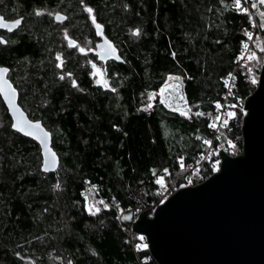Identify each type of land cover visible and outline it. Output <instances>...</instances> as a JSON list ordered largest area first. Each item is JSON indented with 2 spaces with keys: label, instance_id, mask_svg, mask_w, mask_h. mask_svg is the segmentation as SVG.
Wrapping results in <instances>:
<instances>
[{
  "label": "trees",
  "instance_id": "1",
  "mask_svg": "<svg viewBox=\"0 0 264 264\" xmlns=\"http://www.w3.org/2000/svg\"><path fill=\"white\" fill-rule=\"evenodd\" d=\"M231 2L2 0V14L11 13L4 15L7 19L24 21L13 34L0 31L7 40L0 44V66L10 69L8 77L28 116L41 120L52 133L60 166L57 172L42 170L38 142L11 128L0 96V264H139L129 229L117 220V211L137 214L155 206V180L165 174L163 169L175 175L181 163L183 168L194 164L215 131L208 117L184 118L158 98L149 102L148 95L159 92L169 73L183 78L188 104L207 113L215 101L223 100L229 73L235 71L230 94L235 116H230L216 144L232 156L242 152L243 103L257 87L251 80L259 79L264 39L254 45L257 60L250 64L251 73L237 68L250 20L235 12ZM85 5L93 8L91 15ZM46 8L66 14L67 20L55 23L42 15ZM93 16L122 63L99 60L96 49L102 36ZM63 28L78 43L89 40L91 48L82 54L69 46ZM137 28L140 34L134 35ZM57 53L62 68L57 67ZM89 61L105 67L115 92L95 82ZM212 172L207 162L193 180L201 182ZM88 185L98 186L113 209L105 211L95 203L100 211L90 214L85 207L88 192L92 200L96 195ZM133 236L142 244L136 233ZM138 256L148 259L144 264H158L147 249Z\"/></svg>",
  "mask_w": 264,
  "mask_h": 264
},
{
  "label": "water",
  "instance_id": "2",
  "mask_svg": "<svg viewBox=\"0 0 264 264\" xmlns=\"http://www.w3.org/2000/svg\"><path fill=\"white\" fill-rule=\"evenodd\" d=\"M256 4L254 11L260 23L264 22V17L260 16V6L264 5L259 0ZM57 13L65 19L57 21L55 13L54 21L64 23L67 15ZM0 16L4 17V23L14 20L7 19L1 9ZM18 18H22L19 26L10 32L5 28H0V31L7 34L18 31L24 21L23 17ZM99 32L102 39L97 44V55L102 51L98 45L103 44L105 39L110 41L103 35L102 28ZM115 49L116 52L109 58L122 63L123 58ZM117 55L121 59H115ZM8 73L5 77L15 88ZM0 96L14 122L3 94L0 93ZM15 103L25 117L32 120L19 103L18 90ZM243 110L241 154L232 156L221 149L220 170L201 184L181 186L155 209L141 212L136 220L133 211L123 213L124 225L146 238L148 250L158 264H264V61L257 87L246 97ZM41 123L50 133L48 143L58 159L57 165L48 171L44 170L42 163V170L57 172L60 157L53 148V135ZM13 130L38 142L44 162L40 141Z\"/></svg>",
  "mask_w": 264,
  "mask_h": 264
},
{
  "label": "snow or ice",
  "instance_id": "3",
  "mask_svg": "<svg viewBox=\"0 0 264 264\" xmlns=\"http://www.w3.org/2000/svg\"><path fill=\"white\" fill-rule=\"evenodd\" d=\"M80 2L83 4L84 0H80ZM246 0H232L231 2V8L237 12V13H243V14H248L249 13V7L244 6L245 5ZM0 3H2V0H0ZM221 4L225 3V0H220ZM259 3L261 5H264V0H259ZM125 7H127V5H125ZM225 7H227V5H225ZM257 4L256 3H252L251 4V8H256ZM84 10L89 13L90 15L93 13V8L85 5ZM37 15H40V10L36 11ZM49 15H52L51 13H49ZM261 17H264V12L260 13ZM55 18L57 21H62L63 19H65V17H62L60 15V13H56L55 14ZM248 19L251 20V16H248ZM4 17L0 16V28H5L7 29L9 32L12 31L14 28H16L17 26H19L21 24V20L22 18H18V19H14L11 20L7 23L3 22ZM92 23L95 25L96 29L98 30V34H102L99 32V30L101 29V25L98 24L96 22L95 17H92ZM259 27L261 29H264V22H261L259 24ZM133 34L134 35H139L140 34V29H134L133 30ZM244 35L251 40L253 33L245 30ZM65 36L67 38V33L65 32ZM7 41L4 39L3 36H0V44H6ZM69 46H73L75 45L78 48V51L82 54L86 53V49L84 47H80L77 42L75 40L69 39L68 41ZM241 44L243 46V48L247 51V55L245 56V52H241L237 59H244L246 58L248 61H253V60H257V53L255 51H252L251 49H249L248 44L244 41H241ZM99 48L102 49V51L98 54L99 60H107L109 58L110 55L114 54L116 52L115 47L112 45V43L110 41H108L107 39L104 40L103 44L98 45ZM261 52H264V48L260 49ZM172 57L175 58L176 53L172 52L171 53ZM115 59L119 60L121 59L120 56H115ZM56 60L58 61L57 63V67H63V61H62V57L60 53L56 54ZM89 63L91 64V68L93 69V71L90 73L93 77L96 78L95 82L98 85H102L105 89H109L111 88L110 84H109V80L108 78H106V69L98 67L97 63L93 62V61H89ZM10 71V69L6 66H0V93L3 94V98L4 100L7 102L8 108L11 110V115L12 118L14 120V122L11 123V128L15 129L21 133L26 134L29 137H35L37 140L40 141V144L43 146V155H44V162H43V168L45 171H48L50 169V167H54L55 165H57L58 163V159H57V155L56 153L51 149V147L49 146L48 140L50 137V133L48 131L45 130V128L42 126L41 121L39 120H29L27 119V117H25L24 113L21 111V109L17 106V104L15 103V99L17 96V90L16 88H14L12 86V84L9 82V80L5 77V74H7ZM249 72H251V68H249ZM68 77H71L72 74L71 73H67L66 74ZM229 75H231V73H229ZM61 79H64V75H61L60 77ZM173 79H180V77H174L173 74L169 73L167 76V79L164 81V83L162 84V86L159 88V97H160V103L168 105L169 107H171V105H169L168 102V98L166 97L165 93L168 90L169 87H175V85H170L169 81H172ZM72 86L73 87H77V81L75 79L71 80ZM252 84H256L257 80L255 79V77L252 78L251 80ZM111 91L115 92L116 89L115 88H111ZM156 93H152L149 96V99H153L155 97ZM179 100L183 101L184 100V96L181 95L178 97ZM215 106L217 109L221 108L222 105L219 103V101H215ZM148 107H151V104L148 105ZM175 111L179 112L181 115L183 116H189V112L188 111H184L182 110L180 107H176ZM198 115H203V113H197ZM228 116H235V112H231L229 111ZM215 120H220V116L217 115L215 117ZM224 123H227V120H224ZM212 127H215V124L211 125ZM113 127H116V125H113ZM205 144H209L210 141L205 140L204 141ZM228 143L230 145H232V141L229 140ZM233 147H235V145H232ZM179 159L181 161H183V157H179ZM220 164L219 160L214 161V163L212 164V171L216 172L219 170L218 166ZM181 168L184 167V164L181 163ZM163 172L165 174L168 173V169L164 168ZM153 176H156L155 171H153ZM156 184L160 185L161 189H164L165 191L166 189V184H165V180L163 176H159L156 178L155 180ZM190 182V181H189ZM60 185H54V187H59ZM164 199H167V197L165 196ZM164 199H162L160 201V203L164 202ZM101 203L103 204L104 208H108L109 205L104 203L103 201H101ZM87 211L90 214H95V212H99L100 208L96 207L95 204L92 205H85ZM137 211H139V209H137ZM139 239L141 241H143L145 239V237L143 235H141L139 237ZM148 245L147 244H140L138 245V247H142V248H146ZM68 264H72L71 261H68Z\"/></svg>",
  "mask_w": 264,
  "mask_h": 264
},
{
  "label": "built area",
  "instance_id": "4",
  "mask_svg": "<svg viewBox=\"0 0 264 264\" xmlns=\"http://www.w3.org/2000/svg\"><path fill=\"white\" fill-rule=\"evenodd\" d=\"M252 3H255V2H253L251 0H246L244 6L249 7V13L247 15L251 16V20H250V28H249L248 31L252 32L253 36H252L251 40H249L247 38V40H245L244 42H246L248 44L249 49L254 51V45H255L257 39L258 38L264 39V35L262 33V29L259 27L260 21H259V19L257 17V14L254 11V9L251 8V4ZM260 12H262V11L260 10ZM242 51L245 52V56H246L247 55V51L243 48V46L241 48L240 53ZM237 64H238L237 68H245L246 72L251 73V72H249V68H251V65H250L251 61H248L246 58L237 59ZM227 81H228V83H227V92L224 94L223 100L219 101V103L222 105V107L217 109L216 106H215V103H213V107H212V109L209 112H207V113H204V112H201V111L199 112V113H203V115H200V116L208 117L210 119V121L213 124L216 125L214 127L215 131H214L213 137L211 138L210 143L208 144L206 151L204 152V154H202L200 156V158L194 164L181 169V171L176 175V177L174 179V182L170 184L169 188L165 192L163 191L164 193L161 194L162 198L159 200V202L155 206L152 207V209H155L159 204H161L160 201L162 199H164L165 196L167 197V199L169 197H171L181 186H184V185L185 186H196V185H199L205 179H207L208 177H210L211 175L217 173L220 170V164H219V166H218L219 170L216 171V172L210 173L203 181L195 182L193 180V176L199 171V169L202 168V166L204 164H206L207 162H210L211 166H212L214 161H216L215 157L216 156L220 157L219 151L221 149L217 147L216 142L220 138L222 128L229 121L230 116L227 115L228 112L229 111L233 112V108H234L233 106L234 105L232 104V102H230V96H231L230 94L232 93L231 91L233 90V88L235 86V83H236L235 71L228 77ZM184 111H187V110H184ZM174 112H177V111H174ZM177 113H179V112H177ZM217 115L220 116V120H215V117ZM225 119L227 120L226 124L224 123ZM218 160L221 163V157ZM87 188L89 189L90 192H92L93 194L96 195L95 200H92V198L90 196V193L88 192L87 198L89 200V205H92V204L96 203L99 207H101L105 211H109V210L113 209L112 203H110L106 198L102 197L99 194V187L98 186L88 185ZM167 199H164V201L167 200ZM101 201H103L104 203L108 204L109 207L108 208H104V206L101 203ZM143 211L144 210H141L137 214H135L134 220H136L138 218L139 214L141 212H143ZM123 213L124 212L122 210L117 211V220L119 222H121V223H123V221H122ZM128 229H129L128 238L130 239V242L132 243L133 250H134V252L137 255L139 264H144V263H146L148 261V259L147 258H140L138 256V254H139V252H141V251H143L145 249L148 250V246L146 248L138 247V243L136 242V240L134 239V236H133L134 232L132 231L131 228H128ZM142 243L148 245L146 238L142 241Z\"/></svg>",
  "mask_w": 264,
  "mask_h": 264
},
{
  "label": "rangeland",
  "instance_id": "5",
  "mask_svg": "<svg viewBox=\"0 0 264 264\" xmlns=\"http://www.w3.org/2000/svg\"><path fill=\"white\" fill-rule=\"evenodd\" d=\"M57 11H58V10H50L49 8H46V9H44V10L42 11V15H45V14H46L47 16H49V17H51V18L53 19L54 14H55ZM261 11H262V10H261ZM262 12H263V11H262ZM3 13H4V12H3ZM49 13H51L52 15H49ZM7 14H8V16L4 13L5 16H7V17H11V13H7ZM55 23H56V22H55ZM65 32L67 33V38H66V36H65ZM68 33H69V29H68V28H63V36H64V39H65L66 41H68V40L70 39ZM3 34H4V33H3ZM77 44H78L80 47H84V48L86 49V52H87V50H88L89 48H91V45H90L89 40H87L85 43H84V42H83V43H78V42H77ZM73 46H75V45H73ZM77 49H78V48H77ZM263 60H264V58H263ZM94 62L97 63L96 61H94ZM251 62H253V61H251ZM262 63H263V62H262ZM97 66L105 69V67L102 66L100 63L97 64ZM92 71H93V69H92ZM173 76H174V77H180V79H177V80H180V81L184 82V81H183V78H182L181 76H175V75H173ZM151 94H152V93H150V94L148 95V100H149L150 103H152L156 98H158L159 101H160L159 92H157L156 95H155V97H154L153 99L150 100V99H149V96H150ZM163 105H164L166 108H168L167 105H165V104H163ZM182 107H183L184 110H187V111L189 112V116H187V117H186V116H183V115L180 114V115H181L182 117H184V118H190L191 115H197L196 113H199V112H200L199 110H194V109L188 104L187 99H186L185 104L182 105ZM176 175H177V174H175V175H174V174H171V175H169V174L161 175V176L164 177L165 184H166V189H168L169 186H170V184L174 182V179H175ZM163 191L165 192V190H164V189H161V188H160V185H159V191H158L159 199H158V202H159V200L162 198L161 194L164 193ZM140 236H141L140 234H137V233H136V237H137V239H139ZM139 240H140V239H139ZM139 243H140V242H139Z\"/></svg>",
  "mask_w": 264,
  "mask_h": 264
},
{
  "label": "bare ground",
  "instance_id": "6",
  "mask_svg": "<svg viewBox=\"0 0 264 264\" xmlns=\"http://www.w3.org/2000/svg\"><path fill=\"white\" fill-rule=\"evenodd\" d=\"M169 84L175 85V87H169L165 93L166 97L168 98L169 105H171V107L167 105L168 109L175 111L176 107H180L182 110H184L182 105L185 104L186 97L183 82L177 79H173L172 81H169ZM181 95L184 96L183 101L178 99V97Z\"/></svg>",
  "mask_w": 264,
  "mask_h": 264
},
{
  "label": "flooded vegetation",
  "instance_id": "7",
  "mask_svg": "<svg viewBox=\"0 0 264 264\" xmlns=\"http://www.w3.org/2000/svg\"><path fill=\"white\" fill-rule=\"evenodd\" d=\"M1 36H4V35H1ZM98 56V55H97ZM113 58H109L108 61L112 60Z\"/></svg>",
  "mask_w": 264,
  "mask_h": 264
}]
</instances>
